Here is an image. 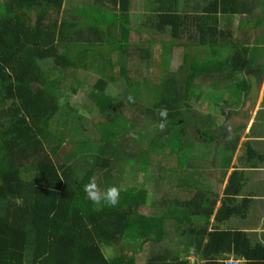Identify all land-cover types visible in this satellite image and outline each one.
<instances>
[{
	"label": "trees",
	"instance_id": "trees-1",
	"mask_svg": "<svg viewBox=\"0 0 264 264\" xmlns=\"http://www.w3.org/2000/svg\"><path fill=\"white\" fill-rule=\"evenodd\" d=\"M64 1L0 0V264H223L228 257L264 264V246L227 224L233 215L231 193H240V169L233 160L240 134L227 136L222 125L216 126L218 133L212 131L207 114L191 108V99L197 101L204 93L193 84L196 79L208 83L214 93L233 92L225 82L249 65L246 49L227 54L218 50L217 56L208 45L209 57L192 54L188 63V56L178 49H183L178 39L187 27L180 18L191 11V4L182 0H161L165 8H179L175 12H155L153 17L145 13L146 22H157L147 25L140 42L120 41L116 31L117 20H126L129 0H89L87 6L63 12ZM160 45L163 68L176 60V70L168 68L161 77L151 106L132 103L141 115L131 117L138 123L150 114L148 123L157 125L152 144L164 146L169 134L171 143L175 134L180 142L175 164L155 168L154 195L148 196L128 181L136 168L122 139L104 135V143L96 147L87 138L70 139L73 151L62 134L52 131L50 119L66 108L67 99L59 94L65 76L68 89L79 97L78 86L87 75L94 96V101H87L88 110L110 99L105 92L109 82L119 81L123 89L135 91L155 86L147 66L157 63L154 48ZM72 68L85 75H68ZM122 105L119 101L105 108L108 122ZM162 108L168 110L163 131L158 128ZM187 127L193 128L196 139L188 141ZM245 144L248 150L251 145ZM198 146H212L217 155L218 183L232 166L223 193L213 189L210 176L205 177L214 169L195 150ZM119 168V204L98 208L86 197L84 185L94 177L104 190L115 183ZM185 173L190 176L182 177ZM148 201L149 210L141 212ZM137 255L144 256L141 263Z\"/></svg>",
	"mask_w": 264,
	"mask_h": 264
},
{
	"label": "crops",
	"instance_id": "crops-1",
	"mask_svg": "<svg viewBox=\"0 0 264 264\" xmlns=\"http://www.w3.org/2000/svg\"><path fill=\"white\" fill-rule=\"evenodd\" d=\"M182 1L191 4L190 13L186 17L180 18L187 27H185L181 38L178 39L184 43L183 49L181 47L178 49L183 50V55L188 56V63L191 61L190 56L199 54V51L205 54L204 57H209L211 48L208 45H212V49L217 51V56L218 50L222 54H227L230 50L246 49L249 65L238 77L226 81L225 85L231 87L232 93L224 89L220 90L222 99L227 103L216 101V104L220 105L219 102H223L221 106L229 105L228 110L222 109V114H226L224 120L230 117V113L232 114L230 119L232 123H228L226 130L229 132L227 136H230V133L240 134L233 156V160H236L240 169V177L237 179L240 193L237 196L234 194L235 192L231 193L233 194L231 201L233 215L227 220V224H231L233 228L244 230L253 242H260L264 246V0ZM162 3L161 0L158 2L157 0H129V11L125 22L120 24L118 19L116 23L119 40L140 42V33L144 34V31H148L147 25L157 22L156 20L151 22L147 20L146 22L145 13H149L153 17L155 12L172 13L175 12L173 10L179 9H169L173 6L165 8ZM186 3L181 6H186ZM88 4L89 0H65L62 9L63 12H67L71 8H81ZM115 9L119 12L118 3ZM185 13L186 11L182 12L183 15ZM71 18L76 19L74 16ZM158 19L175 21V18L158 17ZM123 31L128 34L126 38H122ZM131 33L135 36L130 35ZM160 46L154 48L155 55H160L159 51L162 50ZM168 49L173 53L180 52L177 48ZM237 81H240L239 84ZM232 82L235 83V88L232 87ZM256 87L258 90L253 91ZM239 91L244 94L240 95ZM247 102L248 104H246ZM235 121L239 125L234 123ZM243 134L246 135L245 139H241ZM245 142H248L249 146L251 145L248 150ZM241 146L244 147L243 150L246 154L240 148ZM251 151H254L253 157L244 160L245 156L249 155L248 152ZM213 156L215 163L217 155ZM211 167L210 165L209 169ZM213 169L214 171L219 169L217 164ZM231 169L232 166L226 171L220 183L215 178L216 171L210 176L212 179L210 183H214L213 189L216 192L220 194L224 192ZM219 204L217 202L214 211L218 209ZM190 260H194V258ZM239 264H243V262L240 260Z\"/></svg>",
	"mask_w": 264,
	"mask_h": 264
},
{
	"label": "rangeland",
	"instance_id": "rangeland-1",
	"mask_svg": "<svg viewBox=\"0 0 264 264\" xmlns=\"http://www.w3.org/2000/svg\"><path fill=\"white\" fill-rule=\"evenodd\" d=\"M132 34L133 33H131L130 35ZM141 34L142 32L140 33V36ZM127 36L128 34L123 31L122 38H126ZM157 36L159 38L161 37L160 34H157ZM204 55L205 54L203 52L199 51L198 59H201L202 57H204ZM162 62L163 57L161 55H158V61L154 65V67L150 68V66H147L148 70H150L151 72L152 82L153 84H156L155 86L151 85L150 88H142L141 91H135L131 88L127 90L123 89L122 83H119V81L113 83L109 82L107 87L105 88V92L109 95L110 99L97 108L94 107L91 110H88L87 101H94V96H91V82L86 80L87 75L81 82L82 85L78 86L79 97L78 93L74 95L72 94L73 92L68 89L70 81L67 76H65L60 83L59 94L67 99V101L65 102L66 108H62V112L56 113L50 119L52 131L56 134H62L64 136L66 146H72L68 143V140L70 139L81 140L87 138L86 140H88L89 143H93L94 147H96L99 144L104 143L101 139V136L105 135V137L110 138L109 134H113L112 136L114 138L122 139L125 148L130 152L132 151L131 154L129 153V156L134 159L133 164L135 167L133 168H136V171L132 172V175L131 177H129L128 181H131V183L137 185L140 190L148 196L154 195L152 189L154 186L155 168L159 166L165 168L164 166L169 167L175 164L176 149L179 148L178 143L180 142V138L175 134V143H171L169 134L168 141L164 144V146L152 144L151 140L155 135L157 125L148 123L151 120L150 114H145L146 117H143V119L140 118L141 120L139 119L138 123H135L131 116L137 114L141 115L140 108L137 109L136 107H133V104L128 101V97L129 95L134 97L135 103H137L138 105L145 107H149L152 105L153 100L160 91V88H158V86L161 82V77L168 74L165 72L169 71V69L174 72L177 67L176 60L171 61V64H169L170 66H164V68L162 66ZM72 74H77V77L82 78L85 75V72L81 69L75 70V68H72L68 70V75L72 76ZM147 75L149 77V74ZM170 75L172 76L173 73H170ZM239 82L240 81H237V84H239ZM193 84L197 86L196 88L204 90V93H202L201 97L197 101L191 99L192 110L196 109L198 112H200V114H207L208 119L212 122V131L218 133L219 128L217 127H220L224 122V118H226V114H222V109L228 110L227 107L229 105L221 106L223 105V102H219V106L221 107L220 108L217 104H212V102H214L215 100L220 101L219 99L222 97V95L218 94V92H216L217 94L214 93L216 90L214 91L208 83H202L201 81L196 79L193 81ZM225 84H227V82H225ZM232 84V87L235 88V83L232 82ZM255 90L257 91L258 88L256 87L255 89H253V91ZM239 92L240 95L244 94L242 91ZM95 94L96 92L93 91V95ZM119 101H123L122 107L120 106L117 108L116 116L111 122H108L106 120V115L103 113L105 111V108L113 106ZM224 103L227 102L225 101ZM210 105L211 110L209 109ZM70 108L72 109V111L68 113L67 111L71 110ZM155 114L158 115L157 111ZM187 129L189 130L188 141H192V138H195L193 128L187 127ZM76 132L78 134L74 136L73 134ZM130 133L134 134L136 137H138V139H134L133 135H130ZM245 137L246 135L243 134V137H241V139H245ZM202 141L208 140L203 139ZM79 146L83 148L86 147L85 144H79ZM172 146L175 147L174 150L172 149ZM204 146H206V142H204ZM135 147L140 148L141 151H139V149L137 151ZM71 148L73 149V151L75 150L73 146ZM195 150H197L199 152L198 154L200 155L204 154L206 161L212 166V168H215L213 158L214 152L212 151V146L211 148L210 146L205 148L198 146ZM80 155L81 154L78 153L75 156L78 157ZM202 161L203 159H201V162ZM208 163L207 165L210 166ZM186 169L189 171L188 168ZM215 171L213 170L212 174H210L211 171H207L205 177L213 175ZM114 174L115 183L112 182L111 186L117 187L119 178L122 174V169H117L116 171H114ZM189 176V174L185 173L182 177ZM169 185L172 184L170 183ZM108 187H105V189ZM149 202L150 201H148V204H145V206H141V212L145 213L149 210ZM137 258V261L140 263L142 262V260H144V256L137 255ZM189 258L192 259L193 257L191 256Z\"/></svg>",
	"mask_w": 264,
	"mask_h": 264
},
{
	"label": "clouds",
	"instance_id": "clouds-1",
	"mask_svg": "<svg viewBox=\"0 0 264 264\" xmlns=\"http://www.w3.org/2000/svg\"><path fill=\"white\" fill-rule=\"evenodd\" d=\"M128 101L130 103H135V99L131 95H129ZM159 116L161 117V122L158 124V128L163 131L167 127L168 110L166 108L160 109ZM130 135H133L134 139H138L134 134L130 133ZM83 191L86 197L98 208H115L119 204V188L116 186H110L101 190L94 177L84 185ZM237 264H239V262H237Z\"/></svg>",
	"mask_w": 264,
	"mask_h": 264
},
{
	"label": "built area",
	"instance_id": "built-area-1",
	"mask_svg": "<svg viewBox=\"0 0 264 264\" xmlns=\"http://www.w3.org/2000/svg\"><path fill=\"white\" fill-rule=\"evenodd\" d=\"M191 257V256H190ZM191 261H193V260H191ZM237 259H234V258H232V257H228V258H224L223 260H222V263L223 264H237Z\"/></svg>",
	"mask_w": 264,
	"mask_h": 264
},
{
	"label": "flooded vegetation",
	"instance_id": "flooded-vegetation-1",
	"mask_svg": "<svg viewBox=\"0 0 264 264\" xmlns=\"http://www.w3.org/2000/svg\"><path fill=\"white\" fill-rule=\"evenodd\" d=\"M231 116H232V114L230 113V117H229L228 119H225L224 122L221 124L222 127H223L225 130L228 129V123H232V120H230V119H231ZM228 120H229V122H228ZM234 123H236V124L239 125V123H237L236 121H235ZM231 126H233V125H231Z\"/></svg>",
	"mask_w": 264,
	"mask_h": 264
},
{
	"label": "water",
	"instance_id": "water-1",
	"mask_svg": "<svg viewBox=\"0 0 264 264\" xmlns=\"http://www.w3.org/2000/svg\"><path fill=\"white\" fill-rule=\"evenodd\" d=\"M246 104H248V102H247ZM228 121H229V120H228Z\"/></svg>",
	"mask_w": 264,
	"mask_h": 264
}]
</instances>
